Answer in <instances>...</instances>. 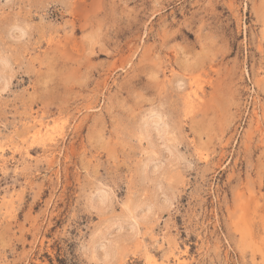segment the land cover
Listing matches in <instances>:
<instances>
[{"label": "rangeland", "instance_id": "obj_1", "mask_svg": "<svg viewBox=\"0 0 264 264\" xmlns=\"http://www.w3.org/2000/svg\"><path fill=\"white\" fill-rule=\"evenodd\" d=\"M0 264H264V0H0Z\"/></svg>", "mask_w": 264, "mask_h": 264}]
</instances>
